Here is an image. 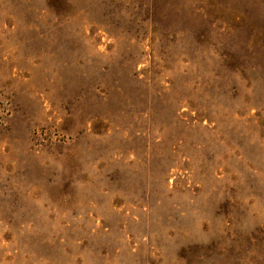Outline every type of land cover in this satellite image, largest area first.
I'll list each match as a JSON object with an SVG mask.
<instances>
[{
    "label": "rangeland",
    "instance_id": "obj_1",
    "mask_svg": "<svg viewBox=\"0 0 264 264\" xmlns=\"http://www.w3.org/2000/svg\"><path fill=\"white\" fill-rule=\"evenodd\" d=\"M0 264H264V0H0Z\"/></svg>",
    "mask_w": 264,
    "mask_h": 264
}]
</instances>
